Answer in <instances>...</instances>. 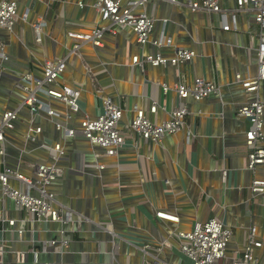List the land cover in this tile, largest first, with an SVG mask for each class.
Here are the masks:
<instances>
[{"label":"crops","instance_id":"1","mask_svg":"<svg viewBox=\"0 0 264 264\" xmlns=\"http://www.w3.org/2000/svg\"><path fill=\"white\" fill-rule=\"evenodd\" d=\"M15 1L18 16L13 27L0 28L7 57L0 58V116L18 110L14 126L3 130L0 170L9 166L31 176V164L54 161L60 175L47 189L66 220L35 221L0 193L5 218L0 221V264H190L174 234L209 218L232 230L229 256L241 253L251 226L264 243V191L250 188L253 179H264V164L247 169L245 132L250 122L237 112L248 100H264V79L251 92L234 79L236 73L257 74L260 28L253 11L236 12L233 21V0L221 1L227 16L191 11L183 0H147L140 10L155 23L146 44H139L130 28L115 26V33L104 34L101 46L82 42L80 56H68L56 84L79 89L80 97L78 110L65 118L66 105L46 97L59 117L19 107L25 97L19 80L26 72L40 77L45 60L66 56L76 41L67 32H87L98 23L95 0ZM226 19L229 30L222 28ZM176 48L191 49L194 56L165 66L132 62L134 55L170 56ZM195 77L215 83L219 91L200 100L180 99L174 85H192ZM162 84L169 87L166 92ZM104 98L122 109L119 127L126 140L113 156L79 134L63 137L55 125L64 123L78 131L83 118L102 112ZM152 103L157 105L154 114L148 111ZM182 103L188 109L184 126L158 142L141 139L127 127L136 108L159 123ZM30 126L41 129L26 138ZM55 143L63 149L58 158ZM9 182L19 186L15 179ZM158 211L176 214L179 220L158 217ZM61 237L67 245L59 252L50 240ZM255 254L264 264V246Z\"/></svg>","mask_w":264,"mask_h":264},{"label":"built area","instance_id":"2","mask_svg":"<svg viewBox=\"0 0 264 264\" xmlns=\"http://www.w3.org/2000/svg\"><path fill=\"white\" fill-rule=\"evenodd\" d=\"M176 2L177 0H168ZM184 4L191 11H205L221 13L227 16L223 8L222 0H183ZM235 7L230 11V17L234 21L236 12L251 10L254 13V22L259 26L258 42L255 48V59L257 63V74L255 76L243 77L236 73L234 79L245 91H256L259 81L264 79V0H233ZM147 0H127L122 3L120 0H95L94 9L99 17L96 23L87 32H67L69 38L75 39L68 54L57 60H45L42 67V75L34 76L30 72L24 73L19 80V87L25 93V97L20 106H26L31 114L45 111L50 116L59 117L56 108L44 101L43 97L56 100L66 105L65 118H70L71 114L78 110V99L80 90L70 85H57L56 81L61 76L67 58L70 54L79 55L77 52L82 42H88L92 46H101L105 33H115V26L130 28L139 44L148 42L150 34L154 28L155 20L152 16L140 10ZM17 2L15 0H0V28L11 29L17 18ZM231 27L226 19L222 25L224 30ZM37 39H39L38 26L35 27ZM156 46L161 45V41L152 42ZM194 56V51L188 48H176L173 54L165 56L160 52L147 53L145 55H134L133 63L143 62L151 65L178 64L190 60ZM0 58L6 60L3 45L0 44ZM166 84H162V90H168ZM174 91L180 99L192 98L200 100L211 93L219 91L215 83L206 81L202 77H195L192 85L177 83ZM102 112L96 117H85L80 121L79 130H74L68 125L56 122V128L62 132V136H74L79 134L91 144L104 148L108 156L117 155L119 149L125 144V133L120 129L119 124L122 117V109L112 102L110 98L102 100ZM18 107L4 111L0 116V154H4V129L14 126L17 118ZM157 110L155 103L150 104L148 111L154 114ZM237 112L247 118L250 127L245 132V144L249 148L247 153L246 167L254 170L257 165L264 164V130L263 114L264 100L254 98L241 104ZM188 109L184 103L174 107L169 112V118L162 122H155L142 108H136L134 117L128 123V129L139 138L158 142L166 134H173L184 126V118ZM40 126H30L25 134L26 138H32L33 133L40 132ZM53 149L57 152L55 158L63 154L60 143H55ZM100 168L103 165L99 166ZM32 174L25 175L18 170L5 166L0 170V193L2 196L11 199L15 205L31 215L38 222H64L60 208L57 207L55 196L47 189V186L60 175V169L54 161L37 162L31 164ZM223 177L226 171L222 172ZM18 181L19 186H12L10 179ZM253 192L264 191V179H253L251 186ZM158 217L170 221H178L179 217L170 212L158 211ZM5 218L0 210V221ZM10 219L8 222L13 223ZM22 229H18L21 233ZM62 233V230H59ZM232 230L224 225L217 218H209L206 221H197L189 230L177 231L174 236L179 241L181 252L190 260V264H259V259L255 254L257 247L264 246L261 240L255 235V227L251 226L247 235L243 250L236 256L227 254V245L230 240ZM50 244L62 252L67 245V241L61 238L50 240ZM1 253V249H0ZM35 255V254H34ZM17 260L22 261L21 254ZM158 264H165L160 262Z\"/></svg>","mask_w":264,"mask_h":264}]
</instances>
